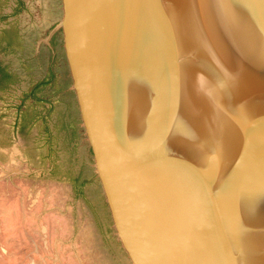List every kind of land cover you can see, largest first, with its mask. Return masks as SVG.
<instances>
[{
    "label": "water",
    "instance_id": "water-1",
    "mask_svg": "<svg viewBox=\"0 0 264 264\" xmlns=\"http://www.w3.org/2000/svg\"><path fill=\"white\" fill-rule=\"evenodd\" d=\"M57 28L135 264H264V0H63Z\"/></svg>",
    "mask_w": 264,
    "mask_h": 264
},
{
    "label": "rangeland",
    "instance_id": "rangeland-1",
    "mask_svg": "<svg viewBox=\"0 0 264 264\" xmlns=\"http://www.w3.org/2000/svg\"><path fill=\"white\" fill-rule=\"evenodd\" d=\"M62 17L63 0H0V264H135L97 173Z\"/></svg>",
    "mask_w": 264,
    "mask_h": 264
},
{
    "label": "bare ground",
    "instance_id": "bare-ground-1",
    "mask_svg": "<svg viewBox=\"0 0 264 264\" xmlns=\"http://www.w3.org/2000/svg\"><path fill=\"white\" fill-rule=\"evenodd\" d=\"M177 82H178V81H177ZM114 83H116V77H115V79H114ZM115 96H116V99H119V94H118V92H116ZM114 102H115V101H114ZM116 104L118 105V102H116Z\"/></svg>",
    "mask_w": 264,
    "mask_h": 264
},
{
    "label": "trees",
    "instance_id": "trees-1",
    "mask_svg": "<svg viewBox=\"0 0 264 264\" xmlns=\"http://www.w3.org/2000/svg\"><path fill=\"white\" fill-rule=\"evenodd\" d=\"M61 29H63V28H61ZM91 148H92V150H93L92 144H91ZM107 204H108V202H107Z\"/></svg>",
    "mask_w": 264,
    "mask_h": 264
}]
</instances>
